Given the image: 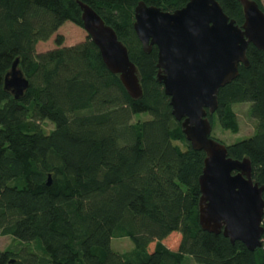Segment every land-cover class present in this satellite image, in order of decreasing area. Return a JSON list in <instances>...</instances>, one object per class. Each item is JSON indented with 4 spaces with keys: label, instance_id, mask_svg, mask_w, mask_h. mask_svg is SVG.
Returning <instances> with one entry per match:
<instances>
[{
    "label": "trees",
    "instance_id": "16d2710c",
    "mask_svg": "<svg viewBox=\"0 0 264 264\" xmlns=\"http://www.w3.org/2000/svg\"><path fill=\"white\" fill-rule=\"evenodd\" d=\"M77 1L127 47L140 99L128 96L89 36L66 46L56 34L55 48L36 50L65 22L82 26ZM138 1L0 0V235L16 244L0 251V264H181L187 255L198 264H264V216L262 244L253 251L199 225L205 153L191 147L171 114L156 79V47L145 53L136 36ZM142 1L174 11L188 0ZM217 1L242 24L238 0ZM246 55L249 65L219 88L208 118L237 132L233 105L249 104L255 132L227 151L247 157L253 181L264 186V51L249 43ZM16 58L29 80L19 99L3 89ZM44 121L53 124L50 132ZM121 238L130 248L113 250L111 241Z\"/></svg>",
    "mask_w": 264,
    "mask_h": 264
},
{
    "label": "water",
    "instance_id": "95a60500",
    "mask_svg": "<svg viewBox=\"0 0 264 264\" xmlns=\"http://www.w3.org/2000/svg\"><path fill=\"white\" fill-rule=\"evenodd\" d=\"M238 1L243 11L241 25L225 14L217 0H188L174 11L140 0L134 8L133 29L145 53L156 47V79L169 97L171 114L181 122L191 147L205 153L198 178L200 227L253 251L262 244L264 186L253 181L247 157H229L227 145L211 137L208 118L218 107L219 88L237 77L240 64L249 65V43L264 51V11L255 0ZM77 3L82 27L97 46L104 65L118 77L130 98L140 99L141 78L127 47L92 7ZM18 60L3 78V89L15 99L29 86Z\"/></svg>",
    "mask_w": 264,
    "mask_h": 264
},
{
    "label": "rangeland",
    "instance_id": "374dc122",
    "mask_svg": "<svg viewBox=\"0 0 264 264\" xmlns=\"http://www.w3.org/2000/svg\"><path fill=\"white\" fill-rule=\"evenodd\" d=\"M262 5L264 6V0ZM56 34L63 36V45L71 46L83 42L88 37L87 32L82 26L73 24L72 22H65L57 32L46 42H39L36 46L38 52H43L48 49L55 48L54 38ZM233 110L236 115L238 123V131L232 132L225 128H222L217 122L212 126L211 137L228 145L233 142L242 140L254 134L256 127V120L250 116L249 104L238 103L233 105ZM145 115H141L140 118H145ZM44 132H50L53 129V124L49 121H44L41 124ZM16 247L15 241L8 235H0V251ZM111 247L115 251H126L130 248V242L128 239H116L111 241ZM181 264H198L192 260L190 256H185Z\"/></svg>",
    "mask_w": 264,
    "mask_h": 264
}]
</instances>
